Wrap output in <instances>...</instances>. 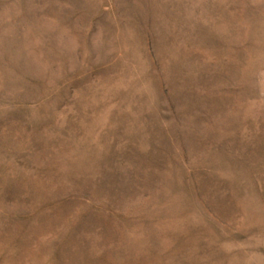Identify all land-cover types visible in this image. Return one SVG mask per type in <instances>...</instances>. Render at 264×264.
Returning a JSON list of instances; mask_svg holds the SVG:
<instances>
[{"label":"rangeland","instance_id":"rangeland-1","mask_svg":"<svg viewBox=\"0 0 264 264\" xmlns=\"http://www.w3.org/2000/svg\"><path fill=\"white\" fill-rule=\"evenodd\" d=\"M0 264H264V0H0Z\"/></svg>","mask_w":264,"mask_h":264}]
</instances>
